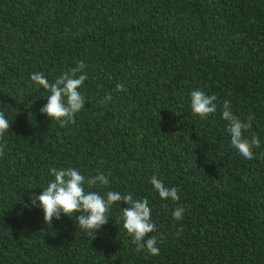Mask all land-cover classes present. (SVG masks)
Returning <instances> with one entry per match:
<instances>
[{"label": "trees", "instance_id": "trees-1", "mask_svg": "<svg viewBox=\"0 0 264 264\" xmlns=\"http://www.w3.org/2000/svg\"><path fill=\"white\" fill-rule=\"evenodd\" d=\"M80 61L85 107L61 127L40 112L49 93L30 77L53 82ZM194 89L217 97L206 119L192 114ZM225 100L253 117L252 159L231 146ZM0 112L11 125L0 141V264H264V0H0ZM53 167L108 177L86 191L146 197L150 235L166 237L160 254L135 251L122 202L92 240L74 216L45 223L32 196ZM152 176L179 201L162 200Z\"/></svg>", "mask_w": 264, "mask_h": 264}, {"label": "clouds", "instance_id": "clouds-1", "mask_svg": "<svg viewBox=\"0 0 264 264\" xmlns=\"http://www.w3.org/2000/svg\"><path fill=\"white\" fill-rule=\"evenodd\" d=\"M86 67L83 61H80L75 68L64 72L61 76L50 82L42 72L31 74V81L38 88H42L49 93L47 103L40 109L42 114H46L50 119L58 121L61 127L69 123H75L76 115L85 107V97L79 89L87 80V74L83 72ZM127 89L121 83L116 85V91L122 92ZM112 99L111 95H106L101 104ZM217 97L209 95L202 90L194 89L190 93V107L193 116H199L200 119H206L209 115L217 111ZM222 119L227 122V132L230 134L231 146L245 159L253 158L254 147L260 146V139L257 134L252 133L251 139L244 135L252 127V116L247 121L241 120L233 114L230 102L225 100L222 108ZM11 125L3 112H0V141ZM6 143H0V156L4 155ZM50 174L54 177L52 181L43 188L42 194L32 196V205L39 201V207L44 212V221L48 225L52 223L53 218L57 220L61 215L75 217L79 232L84 231L90 238L95 239V232L101 230L109 223L108 212L114 204L123 203L127 207H121L119 219L122 221L123 228L128 236L132 238V243L136 246L137 253L147 252L149 255H159L160 248L157 246L166 237L163 233L150 235L157 231L156 225L152 222L151 208L149 201L143 199H134L131 193H120L118 191H108L106 195H101L97 191H86L85 183L89 188L96 186H107L108 177L99 173L98 175L85 180V177L75 168L67 167L50 169ZM150 183L153 190L158 193L162 200L171 199L179 201L178 189L176 187H166L164 183L156 176H152ZM186 209L183 205L177 206L172 217L174 221H180ZM81 213L80 215H76ZM182 232V228L177 229V234Z\"/></svg>", "mask_w": 264, "mask_h": 264}]
</instances>
